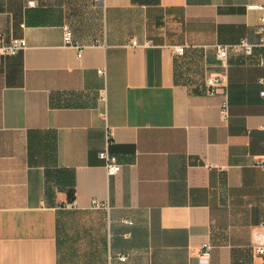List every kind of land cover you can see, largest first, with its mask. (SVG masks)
Returning <instances> with one entry per match:
<instances>
[{
	"label": "crops",
	"instance_id": "1",
	"mask_svg": "<svg viewBox=\"0 0 264 264\" xmlns=\"http://www.w3.org/2000/svg\"><path fill=\"white\" fill-rule=\"evenodd\" d=\"M258 1L0 0V264L262 263Z\"/></svg>",
	"mask_w": 264,
	"mask_h": 264
},
{
	"label": "built area",
	"instance_id": "2",
	"mask_svg": "<svg viewBox=\"0 0 264 264\" xmlns=\"http://www.w3.org/2000/svg\"><path fill=\"white\" fill-rule=\"evenodd\" d=\"M97 3H103L104 0H95ZM30 4L33 1L29 2ZM247 8L258 10L259 18L256 25V31L259 35V38L256 42H251L247 38H241L237 42L233 43H218L216 44L217 56L221 60L222 64L226 65L228 52L233 50L235 52H244L247 55L253 53L255 47H260L262 49L259 62L264 66V0L258 2L250 3L247 5ZM64 40L68 45H73L78 47V56H81L83 48L77 44L72 39V32L68 24H64ZM131 43L133 45H138L137 40L132 39ZM149 41L145 42L144 45H148ZM27 46V41L25 38H13L10 42H4L0 37V58L5 55L16 54L18 51L24 49ZM185 45H176L173 48V51L177 54H183L185 51ZM98 72H102V69H99ZM222 77L220 75H209L206 77V84L210 88L209 92L213 93L216 91L217 87L221 84ZM259 82L262 84L263 88L261 89V95L264 97V76L259 79ZM103 100L106 99V94L101 96ZM226 115V105L223 107V116ZM112 136V130L108 129L107 138L110 142ZM99 156L105 161V167L108 175L117 174L121 170V163L118 161L115 155L110 154L107 148L99 152ZM256 165L264 169V154L259 156L255 161ZM264 198V190H263ZM128 223H132L131 220H126ZM254 245L253 248L255 252L261 257V264H264V219L260 224L253 230ZM212 245L209 242H204L202 244L201 255L208 257L211 254ZM119 259L122 263H125L127 256L125 254H120Z\"/></svg>",
	"mask_w": 264,
	"mask_h": 264
}]
</instances>
